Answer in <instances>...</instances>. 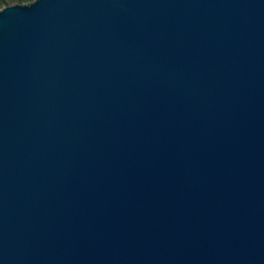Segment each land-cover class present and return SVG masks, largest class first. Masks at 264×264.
Segmentation results:
<instances>
[{
    "label": "water",
    "instance_id": "95a60500",
    "mask_svg": "<svg viewBox=\"0 0 264 264\" xmlns=\"http://www.w3.org/2000/svg\"><path fill=\"white\" fill-rule=\"evenodd\" d=\"M4 9L0 264H264V0Z\"/></svg>",
    "mask_w": 264,
    "mask_h": 264
},
{
    "label": "trees",
    "instance_id": "16d2710c",
    "mask_svg": "<svg viewBox=\"0 0 264 264\" xmlns=\"http://www.w3.org/2000/svg\"><path fill=\"white\" fill-rule=\"evenodd\" d=\"M32 1V0H28ZM13 3H20V0H3V3H0V7L4 6V5H8V4H13Z\"/></svg>",
    "mask_w": 264,
    "mask_h": 264
},
{
    "label": "snow or ice",
    "instance_id": "6c2138e0",
    "mask_svg": "<svg viewBox=\"0 0 264 264\" xmlns=\"http://www.w3.org/2000/svg\"><path fill=\"white\" fill-rule=\"evenodd\" d=\"M0 3H3V0H0ZM20 3L27 5L28 0H20ZM5 11H6V9L0 10V12H5Z\"/></svg>",
    "mask_w": 264,
    "mask_h": 264
}]
</instances>
